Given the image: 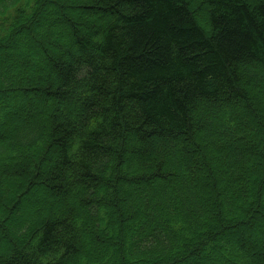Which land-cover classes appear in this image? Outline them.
<instances>
[{
    "label": "trees",
    "instance_id": "trees-1",
    "mask_svg": "<svg viewBox=\"0 0 264 264\" xmlns=\"http://www.w3.org/2000/svg\"><path fill=\"white\" fill-rule=\"evenodd\" d=\"M253 229L264 0H0V264H264Z\"/></svg>",
    "mask_w": 264,
    "mask_h": 264
},
{
    "label": "rangeland",
    "instance_id": "rangeland-1",
    "mask_svg": "<svg viewBox=\"0 0 264 264\" xmlns=\"http://www.w3.org/2000/svg\"><path fill=\"white\" fill-rule=\"evenodd\" d=\"M61 42V41H60ZM53 45V43H51ZM15 45H17L18 47V43H16ZM50 46V51L52 52L55 48L54 46ZM7 49V48H6ZM4 49L1 53H4V52H8V50ZM37 50V49H36ZM35 201V200H34ZM28 203L32 204L31 201H29ZM252 238H253V241L255 242L256 241V244L257 245H261L264 243V240H259V238L257 237V230L256 229H253L252 230ZM4 258L1 256L0 257V260H3Z\"/></svg>",
    "mask_w": 264,
    "mask_h": 264
}]
</instances>
